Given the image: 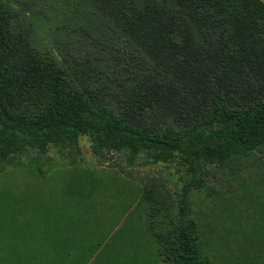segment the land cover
Instances as JSON below:
<instances>
[{
	"label": "trees",
	"instance_id": "16d2710c",
	"mask_svg": "<svg viewBox=\"0 0 264 264\" xmlns=\"http://www.w3.org/2000/svg\"><path fill=\"white\" fill-rule=\"evenodd\" d=\"M56 1L55 19L76 17V30L61 32L73 35L70 53L41 48L47 19L0 0V167L29 148L80 154L81 136L100 163L107 153L130 165L180 159L193 178L180 224L159 218V252L169 264H211L189 199L208 167L264 149V2Z\"/></svg>",
	"mask_w": 264,
	"mask_h": 264
},
{
	"label": "rangeland",
	"instance_id": "374dc122",
	"mask_svg": "<svg viewBox=\"0 0 264 264\" xmlns=\"http://www.w3.org/2000/svg\"><path fill=\"white\" fill-rule=\"evenodd\" d=\"M16 2L53 27L38 32L41 48L72 51L73 35L61 32L76 30L74 14L55 19L56 0ZM92 147L81 136L80 154L29 148L0 167V264H169L159 252V218L180 224L181 189L193 175L180 159L130 165L107 153L100 163ZM206 170L205 188L192 190L188 205L202 255L211 264L264 262V149Z\"/></svg>",
	"mask_w": 264,
	"mask_h": 264
}]
</instances>
